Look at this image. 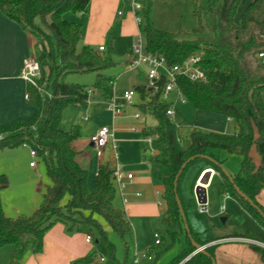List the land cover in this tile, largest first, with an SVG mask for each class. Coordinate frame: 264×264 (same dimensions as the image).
<instances>
[{"label": "trees", "instance_id": "trees-1", "mask_svg": "<svg viewBox=\"0 0 264 264\" xmlns=\"http://www.w3.org/2000/svg\"><path fill=\"white\" fill-rule=\"evenodd\" d=\"M90 1L0 0V11L36 38L40 84L51 93L48 96L33 86L37 94V113L31 118H20L11 125L0 126V149L30 146L43 159L52 182L33 213L11 217L4 211L1 197L2 190L8 186V178L0 173V248L14 247L12 264H21L30 252H41L47 231L57 222L65 223L70 230H82L78 225L86 224L88 235L93 236L96 230L105 239L108 229L123 239L132 234L125 210L115 204V168L109 163L102 165L96 176V187L89 191L88 172L76 159L81 125L75 123L67 130L61 127L65 108L68 105L87 108L92 88L67 81L68 74L95 73L93 88L106 98L113 95V88L109 86L111 78L104 71L118 63L114 57L115 38L109 39L104 50L84 44L82 24L66 18L68 13L87 12ZM242 1L221 0L202 5L200 0H190L193 15L199 21L198 27L191 31L156 27L151 18L152 0H145L139 11L142 19L139 28L144 35L146 52L165 57L168 66L182 65L192 55L200 56L198 65L205 71L206 81L178 75L177 86L183 99L198 110L224 115L236 125L234 134L195 127L185 146L179 126L167 113L171 103L162 97L167 79L162 77L157 81V91L147 83L134 87L139 110L153 115L157 121L156 162L163 166L158 179L163 185L165 201L161 227L157 230L160 244L166 237L171 242L184 238L182 249L170 264H213L218 245L209 243L221 238L241 236L264 242V238L248 231L214 232L209 240L200 239L192 229L189 235L174 190L176 176L180 173L177 186L180 196L179 182L185 169L195 160L205 159L223 177L212 180L215 194L233 196L264 227L261 213L264 206L258 200L264 188V63L257 56L264 50V0H251L239 13ZM209 14L213 22L207 32L204 21ZM250 56L257 61V68ZM213 148L241 157L240 169L232 176L233 183L218 164L200 156L208 155ZM253 148L260 159L258 165L254 161ZM192 156L196 158L182 169ZM234 184L261 211L240 195ZM194 243L207 245L206 249L185 260L195 251ZM251 247L264 262V246L253 243Z\"/></svg>", "mask_w": 264, "mask_h": 264}, {"label": "rangeland", "instance_id": "rangeland-1", "mask_svg": "<svg viewBox=\"0 0 264 264\" xmlns=\"http://www.w3.org/2000/svg\"><path fill=\"white\" fill-rule=\"evenodd\" d=\"M211 1L220 2L221 0H200L202 5H207ZM249 0H243L240 5V10H243L244 5ZM120 10L125 11L124 7ZM118 14V10H117ZM241 15V14H240ZM66 18L78 22V16L68 13ZM151 18L156 27L177 31L180 28L186 30H193L198 27L199 21L193 15L190 0H152ZM213 17L208 15L204 21V25L209 32V27L212 25ZM117 27V26H116ZM113 27L108 30L104 36L101 44L107 46L109 39L115 37V59L118 63L106 69L105 74L111 78L112 82L109 86L118 96V102L124 104L121 93L124 89L132 87L138 81H143L144 77L140 78L139 71H147L145 65H140L136 69H129V63L125 62L126 52L133 49L138 39V32L135 35L121 36L118 27ZM253 60V65L257 68V61ZM264 72V70H263ZM55 76L53 75V78ZM95 73H70L66 76V80L72 83H79L92 87L90 92L89 105L86 109L68 105L63 114L62 125L70 126L73 121L83 124L85 122L84 116L89 115L98 117L103 111V104L97 100V93L99 91L93 88L96 81ZM115 83V84H114ZM115 85V86H114ZM32 88V95L37 97L34 87ZM94 90L97 92L95 94ZM171 109L173 114L170 115L172 121L178 126L183 136V144L185 146L189 143V133L191 129L197 127L206 131H215L224 129L225 134H234L235 123L225 120L221 114L210 113L204 110L194 108L188 102H184L181 95L173 91L169 97ZM138 111L135 105H126L124 109V117L127 122L120 133L121 137L125 139L124 142L115 141L114 155L119 169L124 172L134 171L137 172V164L140 162V155L135 151V146L132 143L134 131L133 126L146 127L149 136L152 138L151 145L149 143L143 144V149L147 147L146 158L151 161L152 172L160 170V167L154 162L153 150H156L157 143V121L153 115L142 114L141 121H136L134 118L135 112ZM67 124V125H66ZM211 128L216 129H210ZM142 130V129H141ZM143 137V134H141ZM130 139V140H129ZM142 146V145H141ZM89 147V153L91 150ZM213 150V149H211ZM222 151V157L228 173L235 174L240 169L241 157L235 153H228L227 150ZM227 151V152H226ZM253 154L257 152L253 149ZM91 156V154H90ZM35 157V156H34ZM41 162L40 166H31L30 162ZM207 163L205 159H198L192 162L184 171L183 176L179 182L180 199L186 214V220L190 228L195 232H200L202 239L210 237L208 229L214 225L215 231L219 234L231 232L247 231L250 230L256 236H264V230L257 221L245 212L240 205L230 199L214 196V191L210 190V198L208 200V212H201L199 204L195 196V182L201 177V168ZM157 170V171H156ZM0 173H3L11 180V185L4 188L1 192L2 203L5 213L11 217H16L21 214L33 213V206L38 207L41 204L43 193L46 191L47 185L51 184V179L47 175L46 165L41 157L33 158L31 155V147L28 145H21L15 148L0 149ZM41 175V176H40ZM200 176V177H199ZM42 177V179H40ZM38 179V180H37ZM41 181L40 190H37L35 181ZM157 183V182H156ZM47 184V185H46ZM157 186V185H156ZM155 188V187H154ZM159 190V194L155 191ZM143 191L136 189L137 192ZM163 191L160 187L154 189L148 201V207L142 208L141 203L137 202L132 196H128L127 205L125 206L119 198L117 203L119 207L124 209L132 225V234L126 236L124 239L114 231L107 232V239L103 238L96 230H93V238L91 240V250L84 259L85 264H170L179 254L182 249L184 238L172 241L166 237L164 243L156 244L155 233L161 227V214L165 210V201ZM224 205L225 209L221 211V206ZM222 217H226L225 223ZM79 228L86 235L88 227L86 224H79ZM264 238V237H263ZM221 240L211 242L220 243ZM261 243V242H260ZM264 246V242L262 245ZM154 253V258L149 259L148 255ZM135 256L139 257L138 261H134ZM103 258V260H102ZM258 255L254 249L241 242L230 241L216 247L215 262L216 264H258ZM258 261V262H257Z\"/></svg>", "mask_w": 264, "mask_h": 264}, {"label": "crops", "instance_id": "crops-1", "mask_svg": "<svg viewBox=\"0 0 264 264\" xmlns=\"http://www.w3.org/2000/svg\"><path fill=\"white\" fill-rule=\"evenodd\" d=\"M250 1L251 0L246 2L244 7ZM120 7H124L126 10L125 11L120 10ZM117 10H118V14H117ZM75 15L78 16V22L81 23L83 26L84 44L93 45L98 48L100 45H104L101 44V42L104 39V36L107 34L108 30L113 27L116 26L118 27L117 30L120 31L121 36H127V35L133 36L137 32H139V25L135 20V15L132 8V0H91L87 12H82ZM131 51L132 49L126 52L127 56L125 62L127 63H128V53H131ZM37 52L38 50L36 47V38L30 32L24 30L17 22L11 20L0 11V126L11 125L20 118H31L37 113V109H38L37 97L32 95V88L30 86V83L21 77L25 59L29 56L37 55ZM138 76L140 78L144 77V80L134 83L132 87L124 89L123 92L125 90L134 88L138 84L146 83L147 77L145 71H139ZM95 90L94 92L96 94L97 92ZM123 92L121 93V97L123 95ZM96 95L98 102L100 104H103L104 106L102 113L99 114L98 117L92 116L91 118L89 115H85L84 116L85 122L83 124H80L74 121V119L76 118V116H74L72 119L73 123L70 126H65V125L63 126L61 124V127L65 130L71 128V126L75 123L81 125V136L76 141V148L78 150L76 159L80 164V166L86 169L88 172L87 187L89 191L95 189L96 176L98 174L99 168L102 165L109 163L112 167L119 168L118 163L116 162V157L113 156L115 149V141L118 140L120 143L125 141V139L121 137L122 133H120L121 132L120 130L123 129V127L125 126V124L122 123L127 122L125 120L126 118L123 116L125 114L124 109L126 107V104L120 103L123 105V112L121 115L115 116L112 113V111L109 110L107 107L106 101L109 98H106L101 93H97ZM113 96L116 98L118 102V96L115 94L114 91L112 97ZM138 102H139L138 96H136L134 99V103L131 105L137 106ZM136 113H140L139 118L136 117ZM210 113H214V112H210ZM142 114L144 113L140 111L138 108V111L135 112L134 114V118L137 122L141 121ZM222 116L223 118H225V120H229L233 122L230 118L224 115ZM103 126H110L113 128V139H111L110 142L104 148L98 149L93 145L90 138L92 134H94L99 128ZM208 128L209 130L216 129V128H211V126H208ZM132 129L135 135L133 136V138H131V140L130 139L129 140L132 141V143L135 146V151L138 152L140 155V162L137 164V167L139 169H137V172L134 171L126 172V173L131 172L133 173L134 176L131 180L126 179L124 181V187L122 188L121 191L117 189L115 204L116 206L119 207L117 201L120 198L121 202H123V204L126 206L127 203H129L127 199L128 196H132L136 199H140L137 202L141 203L140 205L142 208L147 209L146 207L149 206L148 201L151 197V193L153 192V190L158 189V187H160L161 190L163 191V185L161 181L158 179V175L163 170V166L156 162V156L158 153L157 147L156 150L152 148L154 162L160 167L159 171L156 170L157 172H155V170L153 169L152 172L151 161L147 160L146 158L145 152L147 150V147L143 149V144L149 143L146 140V137H151V136H149V133L147 132L145 126L143 128L139 126H133ZM216 130L221 131L222 133L225 132L223 128L222 129L217 128ZM235 131H236V125H235ZM141 134H143V137L141 136ZM181 135H183L182 132ZM151 143L149 144L151 145ZM90 146L92 148L89 153L88 149ZM253 149L255 150V148ZM253 149H252V154H253ZM220 150L222 149H215V148H213V150L210 149L208 151L209 153L208 156L216 159L217 161L222 160L223 162L221 164L225 167L224 158H221L222 151ZM228 153H232V152L228 151ZM32 157L39 158L40 156L36 154L35 157L33 155ZM253 157L256 165H258L260 162L258 154L257 155L253 154ZM32 162L33 161L30 162V165ZM40 164L41 162L39 161L31 166L39 167ZM210 169H212V167L207 162L201 168L200 176L202 177V175ZM212 171H213L212 180L213 179L222 180L223 177L217 170L213 168ZM235 174H231V175L234 176ZM200 178L195 182V187L198 184ZM40 179H42V177H40ZM37 180L35 181L36 183L35 186L37 190H40L41 181L39 182ZM10 185H11V180L8 177V187ZM136 189L142 190L143 194L141 191L133 192L136 191ZM211 189L214 191V196L222 197L224 199H230L236 202L238 205H240L238 201L228 193H224L222 195H216L215 190L211 185L208 187V200L210 198ZM155 192L156 194L160 193L159 190ZM124 198L127 199L126 203H124ZM258 200L264 206V188L261 189L258 195ZM223 206L224 205L221 206L220 209L221 211L225 209V206L224 208H222ZM240 207L245 212H247L241 205ZM37 208L38 206L34 205L32 211L34 212ZM19 214L21 213L19 212ZM259 226H261L264 230V227L262 225L259 224ZM211 227L213 229H211ZM108 230L110 231V229ZM234 230L235 229H233L231 232L229 231L228 233H232L234 232ZM208 231L210 232V237L207 239H202L200 237L201 235L200 232H196V233H198L199 238L202 240H209L214 232L217 233L215 231L214 225H211ZM247 231L252 233L250 230ZM247 231L242 230L240 232L245 233ZM223 234H227V233H223ZM87 235L83 231L70 230L68 226L63 222H57L47 231L44 238L43 250L38 253L30 252L21 264H85L84 259L91 250V241L87 240ZM253 235L256 236L255 234ZM257 237L263 238L264 236H257ZM246 239H252V238L241 237V236L227 237V238L218 239L221 240V242L219 241L220 243L216 242L212 244H217L219 246L222 243L225 244L226 242L237 241L251 246V244L254 243L247 241ZM253 240L259 243L261 242L257 239H253ZM13 253H14V247L12 245H6L1 247L0 264H12ZM258 258H259L258 260H260L259 262H261L258 264H264V262L260 259L259 255Z\"/></svg>", "mask_w": 264, "mask_h": 264}, {"label": "built area", "instance_id": "built-area-1", "mask_svg": "<svg viewBox=\"0 0 264 264\" xmlns=\"http://www.w3.org/2000/svg\"><path fill=\"white\" fill-rule=\"evenodd\" d=\"M145 0H132V8L135 15V20L140 25L141 23V16L139 14V11L142 10L144 6ZM100 50H104V45L99 46ZM258 58L261 60V62L264 63V50L259 52L257 54ZM200 61L199 55H192L190 56L185 63L182 65H173L168 66L165 57L163 56H157L151 53L146 52L145 50V39L142 31L139 28L138 32V39L135 43L131 53H128V65L129 69H136L140 65L146 66V77H147V85L154 90H158L157 81L165 77L167 79V82L165 86L162 89V97L165 100H169V97L173 91H175L178 95H181V92L177 86V77L178 75H185L192 80H200V81H206V73L205 71L198 65ZM21 77L28 81L32 86L38 88L39 91L44 92L43 86L40 84V78H41V69L39 66V63L37 61L36 55L29 56L25 59L24 67L22 70ZM48 96H51V93L48 91H45ZM92 92V90L89 91V93ZM182 96V95H181ZM136 97V91L134 88L125 90L123 92L122 98L124 100V104L131 105L134 103V99ZM185 101V100H184ZM107 107L109 110L112 111V113L115 116H119L123 112V105L118 103L116 98L113 96L109 98L106 101ZM167 113L169 115L172 114V109H168ZM136 117H140V113H136ZM113 139V128L110 126H103L99 128L94 134L91 135V142L93 145L98 148L102 149L104 148L110 140ZM146 140L151 143L152 138L146 137ZM31 154L35 156L37 153L35 150H31ZM35 162H32L31 165H34ZM133 173L129 172H123L118 167L115 168L114 172V179L117 185V189L120 191L124 187V181L126 179L131 180L133 178ZM127 202V199L124 198V203ZM207 203L205 204H199L200 211L201 212H208ZM224 208V206L222 207ZM156 236V244H160V234L157 231L155 233ZM87 240L91 241L92 236L87 235ZM247 241L254 242L256 244L262 245V243H259L257 241H254L253 239H246ZM149 259L154 258V253L148 255ZM103 260V258H102ZM139 257L135 256L134 261H138Z\"/></svg>", "mask_w": 264, "mask_h": 264}, {"label": "water", "instance_id": "water-1", "mask_svg": "<svg viewBox=\"0 0 264 264\" xmlns=\"http://www.w3.org/2000/svg\"><path fill=\"white\" fill-rule=\"evenodd\" d=\"M201 157H204V158H207L211 161H213L214 163L218 164L222 171L226 174V176L229 178V180L233 183L234 180H233V177L232 175H230V173H228V171L226 170V168L219 162L217 161L216 159L208 156V155H200ZM196 156H192L190 158L187 159V161L184 163V165L182 166V169L186 167V165L192 161L193 159H195ZM213 169V168H212ZM212 169L206 171L202 177L200 178L198 184L196 185L195 187V196H196V199H197V203L198 204H205L208 202V187L211 185V182H212V178H213V171ZM179 175L180 173L176 176L175 178V182H174V190L176 192V201H177V204H178V207H179V211H180V214H181V217L183 219V222H184V227L187 231V233L189 235H191V228L186 220V214H185V211H184V208H183V205H182V202H181V199H180V196L179 194L177 193V186H178V179H179ZM236 190L238 191V193L240 195H242L252 206L256 207L257 209H259L261 211V209L254 203V201L246 196L239 188L236 184H234ZM262 215L264 216V212H262ZM222 221L223 223H225L226 221V217H222ZM195 246H196V249L194 252H192L187 258L186 260H188L191 256H193L194 254H196L197 252L199 251H204L206 249V246L207 245H201L199 243H194ZM213 264H216L215 260H213Z\"/></svg>", "mask_w": 264, "mask_h": 264}]
</instances>
